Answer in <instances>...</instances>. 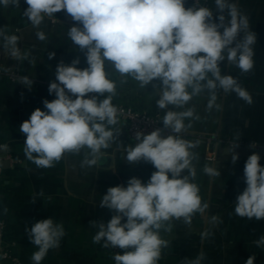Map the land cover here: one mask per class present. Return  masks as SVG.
<instances>
[{
	"label": "clouds",
	"instance_id": "clouds-1",
	"mask_svg": "<svg viewBox=\"0 0 264 264\" xmlns=\"http://www.w3.org/2000/svg\"><path fill=\"white\" fill-rule=\"evenodd\" d=\"M25 3L23 16L37 29L40 41L46 39L39 30L46 17L51 19L62 10L71 16L74 24L67 36L85 54L88 65L84 69L77 67L79 58L70 64L60 61L55 80L48 87L49 95L54 94L55 99H44V110L36 108L20 125L19 130L26 137L25 157L38 168H52L65 153L79 154L83 149L88 151L81 166H94L101 150L115 141L112 126L119 122V109L112 103L117 94L116 83L105 71L106 62L121 77L137 81L141 88L152 84L159 97L155 101L159 109L173 106L162 118L163 128L148 134L138 129L134 134L135 145L125 148V159L130 165L143 161L156 170L146 183L132 177L126 186L109 187L99 206L114 215L106 224L90 222L97 229L93 243L103 241L104 248L123 250V254L116 253L113 257L115 264H158L162 249L169 246L161 231L170 233L173 220L182 219L190 225L195 214H203L208 208L207 203H202L199 186L193 182L197 175L193 161L198 155L192 150L199 142L180 135L191 127L185 120L200 119L194 108L186 106L193 97L207 92L208 110L213 107L219 110L218 89L234 92L249 105L253 103L249 92L232 75H223L220 67L226 61L243 73L253 69L257 34L250 30L248 16L231 0H214L218 16H214L212 8L198 6V0L191 7H185V0H25ZM0 5L19 7L20 0H0ZM20 39L18 35H9L7 26L0 27L3 49L6 52L10 49L14 59H27L28 54L22 56L18 47ZM54 56V52L48 54L49 59ZM21 84L31 89L33 81L22 77ZM101 96L104 98L99 99ZM166 129L170 134L164 135ZM237 159L238 154L233 153L232 163ZM260 160L257 153L247 158L246 187L234 202V213L248 220L264 219V166ZM185 170L187 175H182ZM203 172L210 177L220 175L218 169L208 165ZM4 212L7 213L6 208ZM218 220L211 217L213 223ZM25 231L38 249L31 256L33 264H41L49 250L60 246L65 235L63 224L52 218L39 220ZM254 244L264 248V235ZM205 259L201 251L195 259H185L182 264H202ZM254 261L255 255H251L245 264Z\"/></svg>",
	"mask_w": 264,
	"mask_h": 264
},
{
	"label": "crops",
	"instance_id": "crops-1",
	"mask_svg": "<svg viewBox=\"0 0 264 264\" xmlns=\"http://www.w3.org/2000/svg\"><path fill=\"white\" fill-rule=\"evenodd\" d=\"M231 2L248 16L250 30L257 34L253 46L254 67L247 73L226 61L221 62L220 67L223 75H232L238 80L252 96L253 103L249 105L234 92L224 93L218 89L216 104L220 105L219 110L215 107L208 110L207 92L193 97L186 106L194 108L200 119L185 120L191 127L180 135L185 140L199 142L192 150L198 155L193 161L197 172L193 182L199 186L202 203H207L208 208L203 214H195L190 225L182 219L173 220L170 233L161 231L169 246L162 249L158 264H182L185 259H195L201 251L206 255L202 264H245L251 255H255L254 264H264V248L254 244L264 235V219L248 220L234 213L236 197L246 187L245 162L255 152L247 147L218 146L213 167L220 172L219 177H210L203 172L206 148L203 138L206 136L264 142V0ZM188 4L189 0H185V7ZM211 7L214 16H218L214 0H211ZM25 8V0H20L19 7L0 5V27L7 26L9 35L20 36L21 55L28 54L27 59H14L10 49L7 52L3 49L0 40V69L17 76L15 79L0 76V141L7 145L11 157V160L0 158V218L5 220L9 231L6 239L9 256H3L0 246V264H33L31 256L38 249L25 229L47 218L62 223L65 235L60 246L49 250L41 264H115V254L106 251L103 241L93 243L97 229L91 227L90 222L106 224L114 215L113 211L99 206L109 187L126 186L132 177L146 183L156 169L143 161L131 165L126 161L125 148L131 143L126 124L121 120L112 126L115 141L108 149L101 150L102 155L94 166H81L87 149L79 154L65 153L52 168H38L26 159L23 151L26 137L20 132V125L36 108L44 110V99H55L54 94L49 95L48 87L55 80L57 64L60 61L70 64L79 58L77 67L84 69L88 65L85 54L67 36L68 29L74 24L71 16L62 10L51 19L46 17L39 28L46 39L40 41L36 37L37 29L23 16ZM50 52L55 53L52 59L48 57ZM105 71L116 83L114 105L159 113L161 122L165 112L173 108L169 105L168 109L161 110L156 106L159 97L152 84L141 88L131 77L116 73L109 62L105 63ZM22 77L33 81L31 89L21 84ZM230 148L233 150L229 151ZM233 153L238 154L235 164L231 161ZM106 156L111 158L108 167L102 161ZM260 164L264 166V156H261ZM182 175H187V170ZM41 192L42 196L39 195ZM212 216L218 217V222L213 223ZM118 254H123V250Z\"/></svg>",
	"mask_w": 264,
	"mask_h": 264
},
{
	"label": "built area",
	"instance_id": "built-area-1",
	"mask_svg": "<svg viewBox=\"0 0 264 264\" xmlns=\"http://www.w3.org/2000/svg\"><path fill=\"white\" fill-rule=\"evenodd\" d=\"M196 5V0H189L188 7ZM198 6L211 7V0H198ZM0 76H7L9 79H15L17 76L14 73L4 72L0 69ZM93 95V94H89ZM119 109L118 120L125 122L127 136L130 140L132 146L135 145L136 141L134 139L135 132L143 130L145 134L150 133L156 128H163V123L159 113H145L140 111H135L132 108L115 105ZM170 134V130H165L164 135ZM206 144L205 151L203 152V162L204 166L208 165L213 167V164L217 156V147L226 146V147H247L253 150L255 153L264 156V142H245L243 140H236L230 137H218V136H206L203 138ZM252 146V147H250ZM5 157L8 160H11L7 145L4 142L0 141V158ZM9 231L7 223L5 220L0 218V246L1 251H3V256L8 257L9 252L7 250ZM12 245V243L10 244ZM8 245V246H10ZM117 248H115L116 250Z\"/></svg>",
	"mask_w": 264,
	"mask_h": 264
},
{
	"label": "rangeland",
	"instance_id": "rangeland-1",
	"mask_svg": "<svg viewBox=\"0 0 264 264\" xmlns=\"http://www.w3.org/2000/svg\"><path fill=\"white\" fill-rule=\"evenodd\" d=\"M93 95H96V94H93ZM105 249H106V251H108L109 253H112V254L120 253V252L122 251V250L119 249L118 247H117L116 250L113 249V248H105Z\"/></svg>",
	"mask_w": 264,
	"mask_h": 264
},
{
	"label": "water",
	"instance_id": "water-1",
	"mask_svg": "<svg viewBox=\"0 0 264 264\" xmlns=\"http://www.w3.org/2000/svg\"><path fill=\"white\" fill-rule=\"evenodd\" d=\"M110 160H111V158L109 156L102 158V161L106 167H108L110 165Z\"/></svg>",
	"mask_w": 264,
	"mask_h": 264
}]
</instances>
